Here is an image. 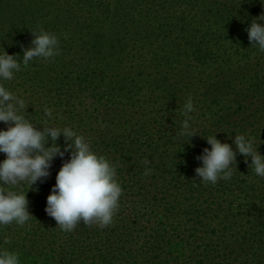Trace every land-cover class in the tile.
I'll use <instances>...</instances> for the list:
<instances>
[{
	"label": "trees",
	"instance_id": "trees-1",
	"mask_svg": "<svg viewBox=\"0 0 264 264\" xmlns=\"http://www.w3.org/2000/svg\"><path fill=\"white\" fill-rule=\"evenodd\" d=\"M261 2L0 0V47L18 61L31 32L59 40L58 55L0 83L38 128L67 125L86 137L122 188L111 224L63 231L44 210L69 153L56 156L47 178L13 188L26 191L32 217L0 225V249L20 264H264V177L250 157L237 153L230 179L215 184L195 173L213 134L231 144L245 133L264 155V52L245 31L264 14ZM56 143L63 151L62 135Z\"/></svg>",
	"mask_w": 264,
	"mask_h": 264
},
{
	"label": "clouds",
	"instance_id": "clouds-1",
	"mask_svg": "<svg viewBox=\"0 0 264 264\" xmlns=\"http://www.w3.org/2000/svg\"><path fill=\"white\" fill-rule=\"evenodd\" d=\"M245 31L250 44L264 52V14L254 17ZM31 33L30 46L23 49L22 60L18 61L17 54H9L0 47L3 49L0 51V81L11 80L21 64L27 66L34 58L51 59L59 54V40L54 33L43 29ZM27 106L24 99L0 83V122L7 125L0 128V153L4 154L0 159V225L13 222L23 225L29 219L26 191L17 192L13 188L25 181L30 187L47 178L52 160L56 156L63 157L65 152L69 153V158L63 160L56 172L55 183L46 197L45 212L66 232L81 221L101 228L111 224L122 194L115 164L105 155L94 152L88 139L70 126L38 128L21 112H26ZM193 111L189 97L182 112L185 118L181 121L182 133H187L188 138L195 134L190 123ZM44 115L52 117L53 112L45 108ZM61 135L66 142L63 151L56 143ZM205 139L210 147L202 148L195 157L200 161L195 168L199 181L215 184L218 180L230 179L237 153L246 160L250 157L255 175L264 177V155L258 151V145L254 146L251 136L235 134L231 144L222 142L215 134ZM150 171L146 169L145 175ZM0 264H20L19 254L0 249Z\"/></svg>",
	"mask_w": 264,
	"mask_h": 264
}]
</instances>
